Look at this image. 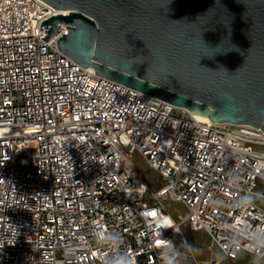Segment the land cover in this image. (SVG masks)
<instances>
[{
  "label": "built area",
  "instance_id": "built-area-1",
  "mask_svg": "<svg viewBox=\"0 0 264 264\" xmlns=\"http://www.w3.org/2000/svg\"><path fill=\"white\" fill-rule=\"evenodd\" d=\"M59 14L0 0V264H106L125 252L163 264L161 249L189 243L186 230L206 237L201 252L253 257L241 229L264 228V132L201 120L74 64L58 49L66 27L43 41L42 23ZM246 194L251 208L230 207ZM98 230L121 233L119 245L99 244Z\"/></svg>",
  "mask_w": 264,
  "mask_h": 264
},
{
  "label": "water",
  "instance_id": "water-1",
  "mask_svg": "<svg viewBox=\"0 0 264 264\" xmlns=\"http://www.w3.org/2000/svg\"><path fill=\"white\" fill-rule=\"evenodd\" d=\"M40 1L61 13L42 23L43 41L66 27L58 49L74 64L194 117L264 132V0Z\"/></svg>",
  "mask_w": 264,
  "mask_h": 264
},
{
  "label": "clouds",
  "instance_id": "clouds-1",
  "mask_svg": "<svg viewBox=\"0 0 264 264\" xmlns=\"http://www.w3.org/2000/svg\"><path fill=\"white\" fill-rule=\"evenodd\" d=\"M228 99L230 100L231 98L228 97ZM229 178L234 180L231 171L229 172ZM255 202L256 197L253 194H246L230 201V207L233 209L247 210L248 208H251ZM166 228L171 227H164L163 229ZM241 232L244 236H247V239L252 245V264H261V261L264 260V228L248 229L247 226H245L241 229ZM160 238L163 239L162 237ZM121 239V233L117 231L105 232L103 230H98L96 233L97 242L110 247L118 246ZM168 241L170 242V246L165 245L161 249V259L163 260V264H181L182 258L186 259L188 255L194 254L198 251L192 244L188 243L187 240L182 241L179 246H176L170 240ZM106 264H132V257L126 252L120 253L113 257H109Z\"/></svg>",
  "mask_w": 264,
  "mask_h": 264
},
{
  "label": "rangeland",
  "instance_id": "rangeland-1",
  "mask_svg": "<svg viewBox=\"0 0 264 264\" xmlns=\"http://www.w3.org/2000/svg\"><path fill=\"white\" fill-rule=\"evenodd\" d=\"M134 164L136 169L143 174L145 181L151 188H158L160 186L159 183L161 182V179L159 175L148 167L141 156H135ZM164 205L172 217H176L177 215H186V210L181 204L165 203ZM195 249L198 250V248ZM194 255L196 263L193 260H189L188 264H208L211 261V258L214 261H219L220 264H252L253 261V257L248 254H241L235 262L229 263L224 260V256L218 249H215L213 254H206L198 250L194 253ZM261 264H264V260L261 261Z\"/></svg>",
  "mask_w": 264,
  "mask_h": 264
},
{
  "label": "crops",
  "instance_id": "crops-1",
  "mask_svg": "<svg viewBox=\"0 0 264 264\" xmlns=\"http://www.w3.org/2000/svg\"><path fill=\"white\" fill-rule=\"evenodd\" d=\"M185 235H186L189 243L192 244L194 246V248H198V250H200L201 246L203 244H205L207 241V239L204 235L194 234V233L190 232L189 230L185 231ZM211 260H213V259L211 258ZM224 260L227 261L226 259H224ZM229 263H233V262H229Z\"/></svg>",
  "mask_w": 264,
  "mask_h": 264
},
{
  "label": "bare ground",
  "instance_id": "bare-ground-1",
  "mask_svg": "<svg viewBox=\"0 0 264 264\" xmlns=\"http://www.w3.org/2000/svg\"><path fill=\"white\" fill-rule=\"evenodd\" d=\"M197 118H199V119H201V120H204V121H211V120H209V119H205V118H201V117H197Z\"/></svg>",
  "mask_w": 264,
  "mask_h": 264
}]
</instances>
